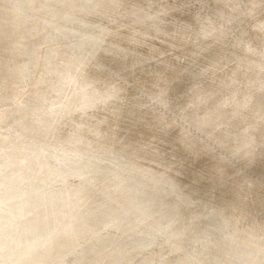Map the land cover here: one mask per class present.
<instances>
[{
  "label": "rangeland",
  "instance_id": "obj_1",
  "mask_svg": "<svg viewBox=\"0 0 264 264\" xmlns=\"http://www.w3.org/2000/svg\"><path fill=\"white\" fill-rule=\"evenodd\" d=\"M117 2L126 14L115 15V23L103 20L110 34L94 58L65 67L63 47H41L44 37L29 34L31 25L19 27L0 0V115L40 93L52 122L51 145L127 152L147 170L140 183L151 189L158 211L177 202L178 185L192 196L182 215L195 217L198 229L216 223L218 217H204L219 210L264 225V0ZM113 81L125 89L121 98L90 106V89L102 92ZM15 119L7 125V153L0 122V203L7 193L18 211L37 191L34 173L49 149L47 142L31 146L23 134L16 137Z\"/></svg>",
  "mask_w": 264,
  "mask_h": 264
},
{
  "label": "clouds",
  "instance_id": "obj_2",
  "mask_svg": "<svg viewBox=\"0 0 264 264\" xmlns=\"http://www.w3.org/2000/svg\"><path fill=\"white\" fill-rule=\"evenodd\" d=\"M122 7L117 0L3 4L19 27L31 25L29 34L44 37L41 47H63L65 67L94 58L110 34L103 20L115 23V15L126 14ZM123 91L119 81L102 92L91 88L90 106H107ZM14 108L0 115L5 152L8 121L18 117L16 135L33 145L47 142L50 162L34 173L37 191L22 209L13 210L7 193L0 203V264H264V225L219 210L205 217H218L216 223L198 229L195 217L182 215L192 196L178 185L177 202L158 211L151 189L140 185L147 172L138 167L140 161L123 150H96L91 144L71 152L51 145L52 122L40 93Z\"/></svg>",
  "mask_w": 264,
  "mask_h": 264
},
{
  "label": "bare ground",
  "instance_id": "obj_3",
  "mask_svg": "<svg viewBox=\"0 0 264 264\" xmlns=\"http://www.w3.org/2000/svg\"><path fill=\"white\" fill-rule=\"evenodd\" d=\"M117 15H118V14H117ZM148 15H149V14H148ZM130 16H131V15H130ZM11 22H12V21H11ZM134 25H135V24H133L132 27L136 29L138 26H135V27H134ZM136 25H139V24H136ZM140 25H141V24H140ZM140 25H139V26H140ZM143 25H145V24H143ZM135 29H133V31H134ZM137 29H138V28H137ZM150 29H151V27H150ZM163 29H164V28H163ZM127 30H130L129 27L127 28ZM138 30H139V29H138ZM141 30H142V29H141ZM141 30H140V31H141ZM147 30H148V29H146V31H147ZM130 31H131V30H130ZM142 31H143V30H142ZM142 31H141V32H142ZM146 31H145V33H146ZM147 32H148V31H147ZM151 32H152V30L149 31V33H151ZM143 33H144V32H143ZM143 33H141V34H143ZM203 34H204V33H203ZM35 35H36V34H35ZM146 35H147V34H146ZM146 35H145V37H146ZM148 35H149V34H148ZM129 36H130V35H129ZM131 36H132V35H131ZM153 36H154V35H153ZM122 37H123V36H122ZM136 37H137V36H136ZM142 37H144V36H142ZM123 39H124V38H123ZM132 39H133V38H132ZM139 39H140V38H139ZM155 39H156V38H155ZM167 40H168V39H167ZM131 41H134V42H133L134 44H135L136 42H138L137 40H136V42H135L134 39L131 40ZM140 41L142 42V39H141ZM170 41H171V40H170ZM141 42H139V43H141ZM173 42H174V41H173ZM108 43H109V42H108ZM127 43H128V42H127ZM143 44H144V43H143ZM145 44H146V43H145ZM137 45H138V44H137ZM125 46H126V45H125ZM87 47H88V46H87ZM98 47H99V46H98ZM112 47H114V46H112ZM118 47H119V46H118ZM108 48H110V47H107V49H108ZM114 48H115V47H114ZM114 48H113V50H115ZM141 48H142V47H141ZM165 48H166V47H165ZM98 49H99V48H98ZM110 49H111V48H110ZM110 49H109V51H110ZM116 49L119 50L118 48H116ZM121 49H122V48H121ZM151 49H152V48H151ZM59 50H60V49H59ZM86 50H87V49H86ZM104 50H105V49H104ZM113 50H112V51H113ZM112 51H111L110 53H108L107 56H109V54H111ZM119 51H121V50H119ZM128 51H129V50H128ZM139 51H140V50H139ZM100 52H101V51H100ZM104 52H105V51H104ZM113 52H114V51H113ZM115 52H116V50H115ZM115 52H114V53H115ZM123 52L126 53L125 50H122L121 53H123ZM137 52H138V50H137ZM105 53H106V52H105ZM114 53H112V54H114ZM125 53H123V55H124ZM131 53H132V52H131ZM135 53H136V52H135ZM138 53H139V52H138ZM141 53H142V52H141ZM146 53H147V52H146ZM117 54H118V53H117ZM126 54L129 55V52H127ZM104 55H105V54H104ZM114 55H115V54H114ZM114 55H112V56H114ZM127 55H125V58L128 59V56H127ZM136 55H137V54H136ZM0 56H1V55H0ZM116 56H117V55H116ZM118 56H119V55H118ZM130 56H131V55H130ZM58 57H59V56H58ZM110 57H111V56H110ZM120 57H122V55H121ZM146 57H147V56H146ZM112 58H114V57H112ZM112 58H111V59H112ZM116 58H118V57H116ZM134 58H135V57H134ZM151 58H152V57H151ZM129 59H130V58H129ZM129 59H128V60H129ZM138 59H139V58H138ZM40 60H41V59H40ZM113 60H114V59H113ZM122 60H125V59H122ZM136 60H137V58H136ZM139 60L141 61V58H140ZM114 61H115V60H114ZM120 61H121V60L119 59L117 62H120ZM137 61H138V60H137ZM36 62H37V61H36ZM122 62H123V61H122ZM125 62H126V60H125ZM129 62H130V61H129ZM135 62H136V61H135ZM143 62H144V61H143ZM141 63H142V62H141ZM141 63H140V64H141ZM56 64H57V63H56ZM123 64H124V63H123ZM126 64H127V62H126ZM136 64H137V63H136ZM138 64H139V63H138ZM145 64H146V63H145ZM145 64H144V65H145ZM7 65H8V64H7ZM142 65H143V63H142ZM70 67H71V66H70ZM79 67H81V66L79 65ZM110 67H111V66H110ZM133 67H134V66H133ZM158 67H159V66H158ZM158 67H157V68H158ZM106 68H108V65H107ZM8 69H9V68H8ZM110 69H111V68H110ZM119 69H120V68H119ZM121 69H122V68H121ZM124 69H125V68H124ZM149 69H150V68H149ZM149 69H148V70H149ZM32 70H33V69H32ZM66 70H67V69H66ZM93 70H94V69H93ZM128 70H129V69H128ZM140 71H142V70H140ZM29 72H30V71H29ZM58 72H59V71H58ZM142 72H143V71H142ZM145 72H146V71H145ZM152 72H153V71H152ZM65 73H66V72H65ZM244 74H245V73H244ZM81 75H82V74H81ZM2 76H3V75H2ZM90 76H91V75H90ZM69 77H70V75H69ZM110 77H111V76H110ZM7 78H8V77H7ZM24 78H25V77H24ZM232 78H233V77H232ZM109 79H110V78H109ZM72 80H73V78H72ZM121 80H122V79H121ZM103 81H104V79H103ZM113 82H114V81H113ZM120 83H121V81H120ZM123 83H124V82H123ZM81 84H82V83H81ZM85 84H86V83H85ZM137 85H138V83H137ZM249 85H250V84H249ZM82 86H83V85H82ZM85 86H86V85H85ZM3 87H4V86H3ZM75 87H76V86H75ZM80 88H81V87H80ZM126 88H127V86H126ZM127 89H128V88H127ZM127 89H126V90H127ZM124 90H125V89H124ZM139 90H140V89H139ZM87 91H88V90H87ZM129 91H130V90H129ZM129 91H128V92H129ZM85 92H86V91H85ZM124 92H125V91H124ZM143 92H144V91H143ZM244 93H245V92H244ZM62 94H63V93H62ZM126 94H127V91H126ZM138 94H139V93H138ZM141 95H142V94H141ZM67 97H68V96H67ZM80 97H81V96H80ZM62 98H63V97H62ZM155 98H156V97H155ZM222 99H223V98H222ZM86 100H87V99H86ZM26 101H27V100H26ZM62 101H63V100H62ZM88 101H89V100H88ZM27 102H28V101H27ZM121 102H122V101H121ZM83 103H84V102H83ZM115 103H116V102H115ZM145 103H146V102H145ZM242 103H243V102H242ZM146 104H147V103H146ZM160 104H161V103H160ZM81 105H82V104H81ZM54 106H55V105H54ZM115 106H116V105H115ZM117 106H118V105H117ZM144 108H145V107H144ZM149 108H150V107H149ZM121 111H122V110H121ZM126 111H127V110H126ZM143 111H144V110H143ZM67 112H68V111H67ZM129 112H130V111H129ZM135 112H137V111H135ZM125 113H126V112H125ZM64 114H65V113H64ZM131 114H132V113H131ZM100 115H101V114H100ZM147 116H148V115H147ZM145 117H146V116H145ZM201 117H202V116H201ZM216 117H217V116H216ZM58 118H59V117H58ZM83 118H84V117H83ZM143 118H144V117H143ZM101 119H102V118H101ZM84 122H85V121H84ZM74 123H75V122H74ZM78 123H79V122H78ZM62 124H63V123H62ZM80 125H81V124H80ZM226 125H227V124H226ZM74 126H75V125H74ZM106 128H107V127H106ZM164 129H165V128H164ZM131 131H132V130H131ZM60 132H61V131H60ZM14 133H15V132H14ZM62 134H63V133H62ZM72 134H73V133H72ZM11 135H12V134H11ZM148 136H149V135H148ZM10 137H11V136H10ZM16 137H18V136H16ZM68 137H69V136H68ZM72 137H73V136H72ZM118 137H119V136H118ZM132 137H133V136H132ZM139 138H140V137H139ZM10 140H11V139H10ZM88 140H89V139H88ZM216 140H217V139H216ZM9 143H10V142H9ZM11 143H12V142H11ZM45 143H46V142H45ZM94 143H95V142H94ZM117 143H118V142H117ZM42 144H44V142H43ZM11 145H12V144H11ZM14 145H15V144H14ZM23 146H24V145H23ZM27 146L29 147L30 145H27ZM31 146H33V144H32ZM42 146H44V145H42ZM42 146H41V147H42ZM4 147H5V146H4ZM15 147H16V146H15ZM28 147H27V148H28ZM34 147H35V146H34ZM36 147H38V146H36ZM39 147H40V146H39ZM41 147H40V149H41ZM121 147H122V146H121ZM11 148H12V147H11ZM64 148H65V147H64ZM3 149H4V148H3ZM17 149H18V148H17ZM37 149H38V148H37ZM1 150H2V149H1ZM1 150H0V152H1ZM8 150H9V149H8ZM45 150H46V149H44V151H45ZM10 151H11V150H10ZM25 151H26V150H25ZM27 151H28V150H27ZM119 151H120V150H119ZM2 152H4V150H3ZM23 152H24V151H23ZM41 152H42V151H41ZM16 153H17V152H16ZM16 153H15V155H16ZM19 153H21V152H19ZM25 153H26V152H25ZM39 153H40V152H39ZM1 154H2V153H1ZM13 154H14V153H13ZM21 154H22V153H21ZM27 154H28V153H27ZM40 154H41V153H40ZM43 154H45V152H44ZM6 155H7V154H6ZM23 156H24V155H23ZM41 156H43V155H41ZM46 156H47V155H46ZM176 156H177V155H176ZM23 158H24V157H23ZM23 158H22V159H23ZM35 158H36V157H35ZM5 159H6V158H5ZM13 159H14V158H13ZM27 159H28V157H27ZM36 159H37V158H36ZM38 159H39V158H38ZM42 159H43V158H42ZM20 160H21V159H20ZM23 160H25V159H23ZM28 160H29V159H28ZM39 160H40V159H39ZM48 160H49V159H48ZM48 160H47V163H48ZM11 162H12V161H11ZM27 162H28V161H27ZM41 162H42V161H41ZM37 163H38V162H37ZM29 164H30V163H29ZM41 164H42V163H41ZM163 164H164V163H163ZM42 165H43V164H42ZM23 166H24V165H23ZM37 166H38V165H37ZM38 167H39V166H38ZM24 169H25V168H24ZM31 169H33V168H31ZM29 170H30V169H29ZM2 171H3V170H2ZM12 171H13V170H12ZM31 171H32V170H31ZM29 172H30V171H29ZM6 174H7V173H6ZM11 174H12V173H11ZM10 176H11V175H10ZM20 176H21V175H20ZM31 177H32V176H30V178H31ZM12 178H14V176H13ZM16 178H17V177H16ZM7 179H8V177H7ZM20 179H21V178H20ZM20 179H19V180H20ZM4 180H5V179H3V181H4ZM9 180H11V178H10ZM179 180H180V179H179ZM3 181H2V182H3ZM12 181H13V179H12ZM21 181H22V180H21ZM158 181H159V180H158ZM10 182H11V181H10ZM17 182H18V181H17ZM147 183H148V182H147ZM1 185H2V184H1ZM12 185H13V183H12ZM140 185H141V183H140ZM16 186H17V185H16ZM149 186H150V185H149ZM158 186H159V185H158ZM10 187H11V186H10ZM17 187H19V186H17ZM1 188H3V187H0V189H1ZM153 188H154V187H153ZM11 189H12V188H11ZM15 189H16V188H15ZM18 189H19V188H18ZM21 189H22V188H21ZM35 189H36V188H35ZM23 190H24V189H23ZM7 191H8V190H7ZM7 191H6V192H7ZM164 191H165V189H164ZM3 192H5V191H3ZM3 192H2V193H3ZM10 192H11V191H10ZM13 192H14V191H13ZM32 192L34 193V191H32ZM159 192H160V191H159ZM162 192H163V191H162ZM166 192H167V191H166ZM166 192H165V193H166ZM18 193H20V192H18ZM172 193H173V192H172ZM20 194H22V192H21ZM166 194H167V193H166ZM16 195H18V194L16 193ZM22 195H23V194H22ZM33 195H34V194H33ZM9 196H10V195H9ZM9 196H8V197H9ZM19 196H20V195H19ZM164 196H165V195H164ZM3 197H4V196H3ZM13 197H14V196H13ZM15 197H16V196H15ZM27 197H28V196H27ZM166 197H167V196H165V198H166ZM17 198H18V197H17ZM20 198H21V196H20ZM22 198H23V197H22ZM22 198H21V199H22ZM24 199H26V198H24ZM29 199H30V198H29ZM16 201H17V199H16ZM24 201H25V200H24ZM29 201H30V200H29ZM25 203H26V202H25ZM26 204H27V203H26ZM23 205H24V204H23ZM23 205H22V206H23ZM14 206H15V205H14ZM19 208H20V207H19ZM209 213H210V212H209ZM198 214H199V213H198ZM187 217H188V216H187ZM204 218H205V217H204ZM200 221H201V220H200ZM211 222H212V221H211Z\"/></svg>",
  "mask_w": 264,
  "mask_h": 264
}]
</instances>
